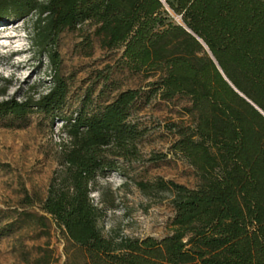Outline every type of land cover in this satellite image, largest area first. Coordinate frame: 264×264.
Instances as JSON below:
<instances>
[{
	"label": "trees",
	"instance_id": "trees-1",
	"mask_svg": "<svg viewBox=\"0 0 264 264\" xmlns=\"http://www.w3.org/2000/svg\"><path fill=\"white\" fill-rule=\"evenodd\" d=\"M33 16L30 41L49 61L51 85L4 98L11 83L0 78V119L25 124L40 113L62 123L58 167L39 209L85 264H264V0H0V22ZM86 23L100 49L120 53L115 67L154 80L104 103L90 89L65 114L59 38ZM83 44L92 49L90 38ZM111 69L97 77L102 88L114 84ZM177 96L190 99L194 125L178 129L171 151L198 183L136 181L144 196L171 205L169 234L104 236V209L90 197L97 178L161 158L143 159L146 129L136 114L153 97Z\"/></svg>",
	"mask_w": 264,
	"mask_h": 264
},
{
	"label": "rangeland",
	"instance_id": "rangeland-1",
	"mask_svg": "<svg viewBox=\"0 0 264 264\" xmlns=\"http://www.w3.org/2000/svg\"><path fill=\"white\" fill-rule=\"evenodd\" d=\"M33 18L0 22L4 26L0 29V78L11 83L4 98L21 99L27 92L37 96L51 85L49 61L30 41ZM94 29L86 23L60 35V73L70 91L65 114L76 109L90 89L92 100L104 103L120 91L144 88L154 80L115 67L120 53L100 49L92 37ZM88 38L92 40L91 50L83 44ZM107 67L112 68L108 84H114L102 88L97 77L106 73ZM231 86L246 103L260 110ZM191 107L187 97L169 101L153 97L137 112L138 123L146 129L139 143L143 159L161 158L133 165L126 176L112 172L97 178L98 191H92L90 197L104 209L99 224L104 236L160 239L169 234L174 214L171 205L167 200L158 202L144 196L135 182L163 179L190 189L196 186L193 167L171 151L179 138L178 129L194 125ZM61 127L59 120L40 113L32 114L25 124L0 119V264H85L61 229L39 209L58 167L59 145L64 137Z\"/></svg>",
	"mask_w": 264,
	"mask_h": 264
},
{
	"label": "built area",
	"instance_id": "built-area-1",
	"mask_svg": "<svg viewBox=\"0 0 264 264\" xmlns=\"http://www.w3.org/2000/svg\"><path fill=\"white\" fill-rule=\"evenodd\" d=\"M173 18L175 21H177V22L179 21V16H173Z\"/></svg>",
	"mask_w": 264,
	"mask_h": 264
},
{
	"label": "bare ground",
	"instance_id": "bare-ground-1",
	"mask_svg": "<svg viewBox=\"0 0 264 264\" xmlns=\"http://www.w3.org/2000/svg\"><path fill=\"white\" fill-rule=\"evenodd\" d=\"M4 26L0 25V29H3Z\"/></svg>",
	"mask_w": 264,
	"mask_h": 264
}]
</instances>
